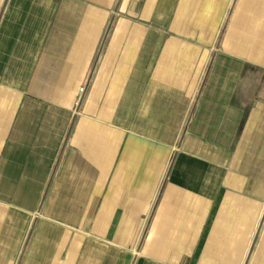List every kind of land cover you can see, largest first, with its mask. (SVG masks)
I'll use <instances>...</instances> for the list:
<instances>
[{
  "label": "crops",
  "instance_id": "1",
  "mask_svg": "<svg viewBox=\"0 0 264 264\" xmlns=\"http://www.w3.org/2000/svg\"><path fill=\"white\" fill-rule=\"evenodd\" d=\"M0 264H264V0H0Z\"/></svg>",
  "mask_w": 264,
  "mask_h": 264
},
{
  "label": "rangeland",
  "instance_id": "2",
  "mask_svg": "<svg viewBox=\"0 0 264 264\" xmlns=\"http://www.w3.org/2000/svg\"><path fill=\"white\" fill-rule=\"evenodd\" d=\"M81 88H83V91L82 92H79L78 91V100H77V104H80L83 100V97L86 93V89H87V85H83L81 86Z\"/></svg>",
  "mask_w": 264,
  "mask_h": 264
},
{
  "label": "built area",
  "instance_id": "3",
  "mask_svg": "<svg viewBox=\"0 0 264 264\" xmlns=\"http://www.w3.org/2000/svg\"><path fill=\"white\" fill-rule=\"evenodd\" d=\"M82 91H83V88H80V89H79V92H82Z\"/></svg>",
  "mask_w": 264,
  "mask_h": 264
}]
</instances>
